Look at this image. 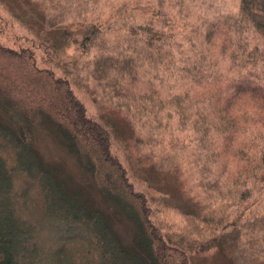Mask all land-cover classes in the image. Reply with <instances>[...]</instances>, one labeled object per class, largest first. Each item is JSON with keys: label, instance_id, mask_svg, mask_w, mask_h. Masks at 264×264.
Here are the masks:
<instances>
[{"label": "trees", "instance_id": "trees-1", "mask_svg": "<svg viewBox=\"0 0 264 264\" xmlns=\"http://www.w3.org/2000/svg\"><path fill=\"white\" fill-rule=\"evenodd\" d=\"M239 14L218 19L219 26L224 24L222 44L232 41L228 50L214 41L217 21L204 34L208 46L194 48V55L167 48L177 47L175 32L156 30L161 27L148 22L136 53L127 52L134 49L129 45L123 52L101 54L98 71L106 77L116 70V79H107V86L117 85L115 97L137 103L151 99L152 113L163 111L176 127L188 125L194 140L211 144L215 157H229V201L243 203L254 193L252 203L258 204L264 203V47L251 46L239 35L242 19L264 40V0H240ZM39 42L46 56L54 57L44 58L46 66L39 65L32 47L15 50L0 42V264H191L188 252L167 240L152 220L148 197L135 191L128 168L111 150L108 127L88 116L69 80L47 66L61 65L64 47L46 38ZM209 46L219 59L210 64L204 62ZM141 71L185 91L164 98L153 87L133 92L127 85L137 82ZM117 106L144 125L137 106L127 101ZM161 125L165 134L183 131L171 130L167 122L147 123L153 130ZM46 126L91 173L89 185L72 186L44 160L37 141ZM123 218L132 231L126 238L117 226ZM77 227L84 231L72 232Z\"/></svg>", "mask_w": 264, "mask_h": 264}, {"label": "rangeland", "instance_id": "rangeland-1", "mask_svg": "<svg viewBox=\"0 0 264 264\" xmlns=\"http://www.w3.org/2000/svg\"><path fill=\"white\" fill-rule=\"evenodd\" d=\"M239 12L240 0H0V42L15 50L32 47L41 66H46L47 49L39 40L46 38L64 47L58 56L61 65L54 62L47 66L69 80L88 116L108 127L111 150L128 168L135 191L148 197L152 220L159 223L167 240L188 252L191 264H264V203H252L254 193L243 203H231L226 184L230 158L215 157L211 144L202 146L194 140L188 125L176 127L163 111L152 113L151 99L137 103L115 97L117 85L107 86V79L114 81L116 70L103 77L98 71L103 63L99 58L123 52L129 45L134 49L127 52L136 53L143 45L141 31L148 22L161 27L156 30L175 32L178 45L167 48L194 55V48L202 43V47L208 46L204 34L217 21L214 41L228 50L232 41L222 44L219 37L224 24L219 26L218 19L227 13L239 18ZM240 21L243 32L239 38L263 48L262 36L249 22ZM209 48L204 62L210 64L219 59L214 60L216 55ZM158 77L141 71L136 77L139 85L133 82L127 86L133 92L155 89L162 98L185 91L178 83ZM123 101L137 106L144 125L135 124L127 108L117 106ZM166 122L171 130L183 131L170 132L171 138L164 133L165 125L157 130L147 126ZM46 129L37 141L44 160L55 167L62 180L72 181V186L78 181L89 185L91 173L81 169L58 134L48 126ZM99 198L103 200L101 195ZM40 201L44 202L42 196ZM122 223L117 220L126 238L132 231L128 220L123 218ZM73 231L84 230L77 227Z\"/></svg>", "mask_w": 264, "mask_h": 264}]
</instances>
